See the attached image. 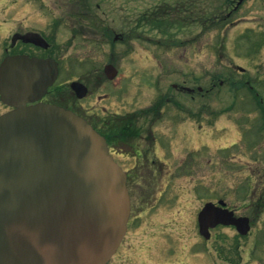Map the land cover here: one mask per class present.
<instances>
[{"label":"rangeland","instance_id":"obj_1","mask_svg":"<svg viewBox=\"0 0 264 264\" xmlns=\"http://www.w3.org/2000/svg\"><path fill=\"white\" fill-rule=\"evenodd\" d=\"M184 1L187 14L176 6L186 9ZM237 2L0 0V42L8 45L15 31L41 34L61 61L59 83L87 81L91 96L83 102L101 117L137 118L166 99L151 127L169 141L170 154L159 141L149 155L166 163V173L151 168L149 156L138 161L142 214L110 264H264V212L237 257L236 232L220 227L206 241L197 222L205 203L220 199L251 217L247 205L264 195V116L241 86L254 82L264 98V0H244L224 23L209 26ZM149 20L171 27L151 31ZM116 34L124 39L114 43ZM110 63L119 71L113 81L104 73ZM175 86L203 90L190 96Z\"/></svg>","mask_w":264,"mask_h":264},{"label":"water","instance_id":"obj_2","mask_svg":"<svg viewBox=\"0 0 264 264\" xmlns=\"http://www.w3.org/2000/svg\"><path fill=\"white\" fill-rule=\"evenodd\" d=\"M105 72L118 73L112 65ZM57 75L55 60L26 55L9 56L0 68L1 99L14 107L0 116V264H107L127 231L126 173L105 138L70 110L27 105ZM199 222L209 238L210 228L239 221L208 203Z\"/></svg>","mask_w":264,"mask_h":264},{"label":"flooded vegetation","instance_id":"obj_3","mask_svg":"<svg viewBox=\"0 0 264 264\" xmlns=\"http://www.w3.org/2000/svg\"><path fill=\"white\" fill-rule=\"evenodd\" d=\"M40 36L42 35L33 31L13 32L12 35L10 36L9 47H4L3 49L0 48V66L3 60L9 55H29L31 57H38L42 59H50V58L55 59L56 56L52 52H50V48L47 45L42 44V40ZM37 42L40 43V45H38ZM0 44L2 46L3 42H0ZM57 61L59 60L57 59ZM81 82L84 83L89 89L88 95L83 99L78 98L79 97L78 94L74 93L71 90L70 82L61 83V84L55 83L52 87L48 88L47 92L43 94V96L40 99H38L35 102H30L29 104L44 103V104L57 105L65 109L71 110L75 112L77 115L86 119L102 135L106 136L110 150L114 154V157L116 158L122 169H124V171L127 173L128 188L131 196V215H130V219L128 223V231H127L129 232L130 228L133 227L136 223L135 219L140 218L142 214V211L138 210V208H140L142 205L141 198H139V195L136 194L138 192L137 180H138V174L140 172L138 161L141 162L145 156L148 157L151 153V150L152 152H155L157 143L159 141L161 142L160 143L161 147L163 146V141H165L166 148L164 150L167 153L170 152L171 144L169 143V141L163 139L162 136H159L158 134L156 135L154 133V129H152L151 127L154 125L155 122L162 120L161 109L163 105L161 103L159 104L160 106H158L157 108L154 107L152 108L151 113L156 115L152 119L150 117L148 118L149 114L146 112V116L144 118H131L130 116H126V117L114 116V123L113 122L109 123L108 121H105L104 117H101L99 113L94 112L90 108L86 107L83 101L87 100L91 96L90 93L91 90L89 88L87 81L81 80ZM174 88L176 89L180 88V90L189 93L187 87L175 86ZM193 93L194 92H192V94ZM12 109H13L12 107H9L8 105L4 104L0 98V115ZM149 121H152V124H150ZM146 141H149V143L147 144ZM150 143H153L154 146L152 147L148 146ZM128 147H130L131 150H126ZM194 150H195L194 148L193 150L189 149V153H193ZM145 153H148V155H146ZM150 156H149V160H150ZM131 158L132 159L134 158L137 163H135L131 167H125L123 162H125V159L131 160ZM150 162L152 163L151 168H160L162 173L164 174L166 173L163 169L164 166H166V163L162 159L155 158L153 160H150ZM179 168H181V165ZM179 171L181 170L178 169V172ZM164 180H165V175H164ZM165 186L167 187V185ZM251 189H253V187H251ZM247 190L248 189L246 187L242 188V191H247ZM222 200L223 203L225 204L224 208L228 209L229 211H233L235 217L238 218L248 217L251 226L253 225V219L261 217L264 212V195L262 198H260L258 203L247 205L246 209L251 211L253 215V216L251 215V217L241 213V210L237 207H234V205L231 202L226 201L224 199ZM218 202L216 203V205H219ZM253 206H255V208ZM220 227L229 228L234 232H236L237 245L234 246L236 250L235 257L239 256L240 246L238 244L246 236H241V234H239L238 226L236 225L218 226L217 228ZM198 228H199V224H198ZM239 228H240V224H239Z\"/></svg>","mask_w":264,"mask_h":264},{"label":"trees","instance_id":"obj_4","mask_svg":"<svg viewBox=\"0 0 264 264\" xmlns=\"http://www.w3.org/2000/svg\"><path fill=\"white\" fill-rule=\"evenodd\" d=\"M184 5L186 6V4L184 3ZM176 6L178 7L177 9H179L182 13H185V14H187V10H189V9H184V7L182 6V5H179V2H177L176 3ZM184 9V10H183ZM166 11V14H168L169 15V13H168V11L167 10H165ZM165 13V12H164ZM190 11H189V15L188 16H186V17H183V19H181V22H185L186 21V19H188V18H190ZM167 15V16H168ZM147 16V15H146ZM222 17V16H221ZM221 17H219L218 19H217V21L216 20H214L213 21V23L212 24H210L209 26H213V25H218L219 23H224L225 22V20H223V18H221ZM146 18V17H145ZM145 18H144V20H145ZM148 20V19H147ZM147 20H145V21H147ZM155 22V21H154ZM154 22H152V21H150L149 20V22H148V25H149V30H151V31H155V30H158V31H160V33H164L165 34V31H166V28L168 29L169 27H171V25H166L167 23H169V21H164V22H162L161 24H165V26H162L161 24H155ZM194 22V20H192V23ZM201 23V22H200ZM176 24V23H175ZM168 26V27H167ZM183 27V26H182ZM181 27V28H182ZM165 30V31H164ZM216 77H218V76H216Z\"/></svg>","mask_w":264,"mask_h":264}]
</instances>
